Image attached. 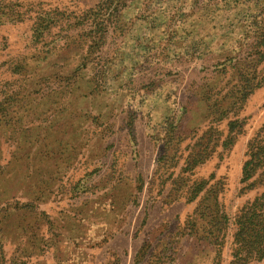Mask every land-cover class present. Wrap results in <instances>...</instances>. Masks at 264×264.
I'll return each mask as SVG.
<instances>
[{
  "label": "rangeland",
  "instance_id": "374dc122",
  "mask_svg": "<svg viewBox=\"0 0 264 264\" xmlns=\"http://www.w3.org/2000/svg\"><path fill=\"white\" fill-rule=\"evenodd\" d=\"M97 4L0 0V264H234L263 209L264 0H130L99 52Z\"/></svg>",
  "mask_w": 264,
  "mask_h": 264
},
{
  "label": "trees",
  "instance_id": "16d2710c",
  "mask_svg": "<svg viewBox=\"0 0 264 264\" xmlns=\"http://www.w3.org/2000/svg\"><path fill=\"white\" fill-rule=\"evenodd\" d=\"M129 1L98 0V4L90 11V14L96 17V21L101 23L100 31L102 33L96 51L99 52L105 46L104 36L108 34L111 23H115L114 30L122 27V12L128 6ZM260 87V81L246 85L241 91L242 98L246 99L248 95ZM262 200L264 201V195L255 202V208H263L260 214H256L253 209L237 220L238 229L235 234L237 256H235L236 262L234 264H247L250 260H262L264 258V202L260 204Z\"/></svg>",
  "mask_w": 264,
  "mask_h": 264
},
{
  "label": "crops",
  "instance_id": "0c3cea01",
  "mask_svg": "<svg viewBox=\"0 0 264 264\" xmlns=\"http://www.w3.org/2000/svg\"><path fill=\"white\" fill-rule=\"evenodd\" d=\"M43 7H44V3H41V5H38V6H36L35 8H31V13H33V15L35 16V20H37V19H39V18H44V16H46L47 14H49V16H51V15H59V16H57V17H60L61 19L64 17L65 18V12L63 11V9L62 10H59V9H57V7H55V8H52L53 10H50V8H47L48 10H50V11H47V10H44L43 9ZM128 7V6H127ZM125 8L124 9V11L122 12V15H124L125 14V16H126V11L128 10V8ZM32 9H33V12H32ZM138 15V12L134 15V16H137ZM71 18L73 19L74 18V14L71 16ZM38 24H37V21L35 22V24H34V27L35 26H37ZM57 25V24H56ZM56 25H53V26H55L56 27ZM58 25H59V23H58ZM58 25H57V27H58ZM52 26V24H49V27H51ZM89 79H91V80H93L94 81V77L92 76V77H90L89 76ZM132 79H133V75L129 72V71H127V72H125V73H123L120 77H119V79H118V81H117V83L118 84H122V83H129V84H131V82H132ZM90 81V80H89ZM195 92V91H194ZM193 92V93H194ZM165 100H168L167 98H165ZM167 102L168 101H165V103L164 104H160V106H156V108L155 109H152V111L153 112H151V115H153V114H155L156 112H158V113H162L163 111H164V109L167 107ZM158 105H159V103H158ZM155 107V106H154ZM165 111H168L167 113H166V115H165V118L170 114V110L169 109H166ZM146 114H149V112H146ZM161 115V114H160ZM189 125L187 122L185 123V124H183V126H181L182 128H180L179 129V134H177V135H179V136H181V137H185V136H187V135H189L190 134V132L192 131L191 130V128H190V126L187 128L188 130H186V128H185V126H187V125Z\"/></svg>",
  "mask_w": 264,
  "mask_h": 264
}]
</instances>
